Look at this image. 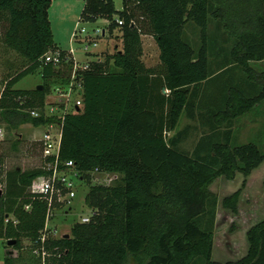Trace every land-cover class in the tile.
I'll return each mask as SVG.
<instances>
[{"label":"trees","instance_id":"obj_1","mask_svg":"<svg viewBox=\"0 0 264 264\" xmlns=\"http://www.w3.org/2000/svg\"><path fill=\"white\" fill-rule=\"evenodd\" d=\"M52 1L0 0V17L7 21L3 43L23 58L1 80L0 124L9 129L61 120L28 112L43 109L51 87L66 84L72 70L71 60L56 68L42 59L49 51L67 54L54 42ZM248 1L255 2L256 10L248 15L238 4L243 28L235 33L223 21V0H122L121 10L115 0H85L82 22L106 19L110 33L120 29L122 49L90 62L83 72V105L64 117L59 157L73 160L86 179L96 169L122 177L112 186H90L85 203L94 215L89 222L75 223L69 236L49 233L42 242L47 202L33 198L29 185L45 171L41 166L7 169L0 239L6 244L15 240L7 248L19 253L16 258L7 253L3 264H264V219L247 230L244 257L225 263L212 259L214 206L208 207L213 195L207 191L215 178L233 179L236 173L243 175L244 186L264 163V152L255 143L230 146L232 120L264 101V72L250 65L264 60V0ZM214 20L231 42L216 62L208 53L217 47L216 37L208 35ZM189 22L200 28L197 49L184 38ZM144 34L155 39L159 66H146L142 59ZM236 67L242 70L240 80L206 95L205 83ZM35 71L42 76V89L14 88ZM197 111H204L209 133L187 154L177 147L181 135L170 133L183 114L195 118ZM241 192L223 198L222 206L237 213ZM207 213L211 217L205 226ZM41 248L44 257L34 252Z\"/></svg>","mask_w":264,"mask_h":264},{"label":"rangeland","instance_id":"obj_2","mask_svg":"<svg viewBox=\"0 0 264 264\" xmlns=\"http://www.w3.org/2000/svg\"><path fill=\"white\" fill-rule=\"evenodd\" d=\"M219 2V0H216ZM223 0L221 4L223 21L227 27L239 32L243 27L238 25L239 10L237 6L243 5V11L251 15L255 2L248 0ZM85 0H53L49 18L53 32L54 42L61 49L68 50L74 48L78 60L84 61L87 58H97L104 60L106 54H112L122 49V33L120 29H115L111 34L108 30V21L100 20L96 23H84L81 19V11ZM253 6V7H252ZM117 10L122 9V0H115ZM78 23L79 27L75 24ZM252 26V22L247 26ZM245 26V25H244ZM7 27V21L0 17V86L3 77L15 72L23 61L16 52L7 48L3 43V35ZM78 28V29H77ZM84 28V29H82ZM77 29V30H76ZM76 30V31H75ZM103 30L105 35H103ZM223 29L216 20L210 21L208 26V35L216 37L217 47L212 48L209 58L213 61L221 60L224 49L229 50L231 42L224 39L230 36L228 32H222ZM200 28L195 23H187L185 27V40L194 48L200 46L199 39ZM73 33L77 37L73 40ZM100 35L101 40L95 47H86L90 36ZM95 35V36H96ZM143 41V61L147 66H159V49L155 39L150 34L142 35ZM250 65L258 72V62H251ZM242 70L239 67L231 68L225 73L214 76L208 83L204 84L206 95L217 93L221 87L226 84L231 86V81L240 80ZM43 79L40 71H35L20 80L14 88L34 89L42 84ZM233 85L234 82H233ZM211 110L216 106L209 105ZM204 111H197L195 118H189L183 114L178 122L174 132L181 135L178 143V149L187 154H192L193 150L201 138L209 133V125L202 114ZM207 118V117H206ZM232 139L230 146L235 147L245 143H255L258 148L264 152V101L258 103L248 113L232 120ZM4 130V138L0 139V159L5 169H18L21 171L37 168L42 165V145L39 141L45 127H34L30 123L23 124L17 129H9L5 124H0ZM13 143H16L13 148ZM263 164V163H262ZM261 164V165H262ZM254 169L246 179L243 186L244 177L241 173H236L233 179L225 176H219L208 185L207 191L213 196L208 201V207L214 206V217L212 227L214 232L212 259L214 261L225 263L227 261H236L244 257L248 250V241L246 238L247 230L264 219V164ZM119 173H105L92 171L85 181L77 180L76 197L70 204L64 207H56L53 210L49 221V228L56 229V233H50L51 236L61 237L64 234L71 233L72 226L81 222L82 217L89 216L93 209L87 207L85 197L92 185L112 186L121 180ZM242 188L238 202V211L233 213L222 206V200L231 195L236 190ZM215 199V200H213ZM210 214L202 217V224L206 226ZM211 217V216H210ZM49 234V233H47ZM29 242L24 241L27 246ZM6 241L0 239V264L7 252Z\"/></svg>","mask_w":264,"mask_h":264},{"label":"built area","instance_id":"obj_3","mask_svg":"<svg viewBox=\"0 0 264 264\" xmlns=\"http://www.w3.org/2000/svg\"><path fill=\"white\" fill-rule=\"evenodd\" d=\"M117 21L119 25L123 22L120 19H117ZM103 35H105L104 30ZM72 37H77L76 33H73ZM97 37L101 36L96 35L90 39L88 43H93L92 41ZM89 44L86 45L87 48ZM94 56L95 55L92 57ZM92 57L80 62L76 57L73 47L68 49L67 54L65 55H62L60 50H55L45 53L42 57L45 63L50 62L56 68H61L63 61H72V70L69 81L66 84H57L51 87L49 94L45 98L43 109H33L28 111L33 117L45 115L51 117L55 116L61 119L59 122L43 125L45 129L41 134L39 141L42 145L43 159L41 167L45 171V174L35 177L29 185V192L32 194L33 198L44 199L47 202V217L45 227L42 231V242L45 240L47 233H56L55 228H52L51 230L49 228V221L53 210L58 206L64 207L65 205L70 204L76 197L77 180L85 181L80 171L76 168L73 160L60 161L59 152L65 115L78 113L83 105V72L90 68V62L100 61V58L95 59ZM3 138L4 130L0 125V139ZM95 171H97V169ZM5 188L6 169L0 159V197L4 194ZM25 209L29 210L30 205H26ZM93 215L94 212L92 210L89 216L82 217L81 222H89ZM6 221H8V218H6ZM7 249V252L11 257H18L19 252L17 249L13 247H8ZM34 252L42 257L46 255L43 248L36 249Z\"/></svg>","mask_w":264,"mask_h":264},{"label":"crops","instance_id":"obj_4","mask_svg":"<svg viewBox=\"0 0 264 264\" xmlns=\"http://www.w3.org/2000/svg\"><path fill=\"white\" fill-rule=\"evenodd\" d=\"M100 20H104V21L107 22L106 19H99V20H97L96 22H98V21H100ZM96 22H93V23H96ZM84 23H89V22H84ZM76 26L79 27V24L76 23V24H75V27H76ZM77 29H78V28H77ZM77 29H76V30H77ZM82 29H84V28H82ZM76 30H75V31H76ZM109 34H111V33L109 32ZM95 35H96V34H94V36H90V37L93 38V37H95ZM75 38H76V37H75ZM75 38H73V40H74ZM101 39H102L101 37H97V38H95V40L92 41L93 43H90V44H89L90 47H95V46H97L98 41L101 40ZM142 42H143V41H142ZM57 46H58V45H57ZM143 50H144V46H143ZM91 55H96V54H92V53H91ZM146 66H147V65H146ZM260 72H264V60L258 61V73H260ZM263 164H264V163H263ZM263 164H262V165H263ZM262 165H261V166H262Z\"/></svg>","mask_w":264,"mask_h":264},{"label":"water","instance_id":"obj_5","mask_svg":"<svg viewBox=\"0 0 264 264\" xmlns=\"http://www.w3.org/2000/svg\"><path fill=\"white\" fill-rule=\"evenodd\" d=\"M42 84L38 85L37 88L38 89H42ZM65 236H69V234H64ZM9 246H12L15 244V240H9L8 243H7Z\"/></svg>","mask_w":264,"mask_h":264}]
</instances>
